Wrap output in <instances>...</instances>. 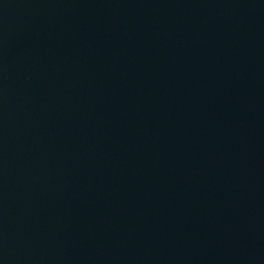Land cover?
<instances>
[{"label":"water","instance_id":"water-1","mask_svg":"<svg viewBox=\"0 0 264 264\" xmlns=\"http://www.w3.org/2000/svg\"><path fill=\"white\" fill-rule=\"evenodd\" d=\"M0 264H264V0H0Z\"/></svg>","mask_w":264,"mask_h":264}]
</instances>
